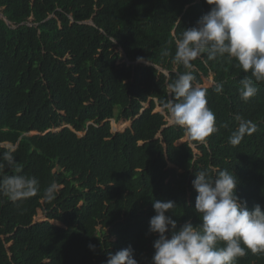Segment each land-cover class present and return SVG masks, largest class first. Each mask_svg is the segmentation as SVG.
<instances>
[{
	"label": "trees",
	"instance_id": "obj_1",
	"mask_svg": "<svg viewBox=\"0 0 264 264\" xmlns=\"http://www.w3.org/2000/svg\"><path fill=\"white\" fill-rule=\"evenodd\" d=\"M210 8L206 0H0V159L14 149L22 174L39 181L22 201L0 195V264H106L129 245L139 264H152L153 202H175L177 230L200 224L198 171H232L237 196L264 210V82L244 101L238 89L250 73L205 54L192 61L195 83L211 76L218 131L177 143L187 133L162 113L173 99L168 85L186 71L173 63L175 39ZM236 115L256 131L232 146ZM111 120L131 125L114 133ZM38 209L45 220L34 221ZM236 264H264V252L246 250Z\"/></svg>",
	"mask_w": 264,
	"mask_h": 264
},
{
	"label": "clouds",
	"instance_id": "obj_2",
	"mask_svg": "<svg viewBox=\"0 0 264 264\" xmlns=\"http://www.w3.org/2000/svg\"><path fill=\"white\" fill-rule=\"evenodd\" d=\"M206 3L211 5L210 10L175 39L173 63L183 65L186 71L168 85L173 99L164 105L172 122L183 128L191 140L199 142H206L218 127L216 114L208 107L207 87L195 83L192 61L205 54L208 60L225 56L235 59L245 73H250L240 81L238 89L244 101L254 97L258 92L256 85L264 82V0ZM163 54L169 55L168 50ZM214 91L221 93L223 83H215ZM234 119L238 127L228 142L237 146L256 131V125L240 115ZM14 151L3 153L0 159V195L18 202L36 195L39 181L35 176L22 174ZM6 167L13 168L14 174L4 175ZM192 185L197 192L195 210L200 224L186 222L177 230V220L173 219L175 202H153L155 215L150 218L149 232L158 234V238L153 242L152 264H236L246 250L264 252V210L259 204L249 209L247 202L237 196L238 179L232 171H198ZM55 190L54 183L47 188L48 199L55 197ZM106 264L139 262L129 245L110 252Z\"/></svg>",
	"mask_w": 264,
	"mask_h": 264
},
{
	"label": "rangeland",
	"instance_id": "obj_3",
	"mask_svg": "<svg viewBox=\"0 0 264 264\" xmlns=\"http://www.w3.org/2000/svg\"><path fill=\"white\" fill-rule=\"evenodd\" d=\"M212 84H213V82H212V79H211V76H210L209 78H203V84L200 85V86L209 87ZM156 110L157 111H162L161 108H157ZM162 113L165 115V119H166L167 123L168 124H173V122L171 120V117H170V114L168 112L167 113L162 112ZM113 121L114 120H111V131L114 132V133L115 132H123L127 127H129V124H130L129 121H123V120L114 121L115 124H113ZM122 123H125L124 128H119V126L122 125ZM56 130H59V129H55L54 131H56ZM186 138L187 137H185L183 139H180L179 141H177V143L182 142ZM7 146H10V145H7ZM39 216H42V217L40 218ZM42 220H45V217L43 216L41 210L38 209L37 215L34 217V221H42Z\"/></svg>",
	"mask_w": 264,
	"mask_h": 264
},
{
	"label": "water",
	"instance_id": "obj_4",
	"mask_svg": "<svg viewBox=\"0 0 264 264\" xmlns=\"http://www.w3.org/2000/svg\"><path fill=\"white\" fill-rule=\"evenodd\" d=\"M88 23H92L91 21H88ZM130 124H131V122H130ZM189 138V136L187 135V139Z\"/></svg>",
	"mask_w": 264,
	"mask_h": 264
},
{
	"label": "bare ground",
	"instance_id": "obj_5",
	"mask_svg": "<svg viewBox=\"0 0 264 264\" xmlns=\"http://www.w3.org/2000/svg\"><path fill=\"white\" fill-rule=\"evenodd\" d=\"M115 184V183H114ZM110 218V217H109ZM146 249V248H145Z\"/></svg>",
	"mask_w": 264,
	"mask_h": 264
}]
</instances>
